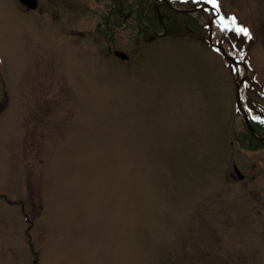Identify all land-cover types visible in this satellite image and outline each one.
<instances>
[{"label": "rangeland", "instance_id": "374dc122", "mask_svg": "<svg viewBox=\"0 0 264 264\" xmlns=\"http://www.w3.org/2000/svg\"><path fill=\"white\" fill-rule=\"evenodd\" d=\"M172 1L0 0V264H264V0Z\"/></svg>", "mask_w": 264, "mask_h": 264}, {"label": "trees", "instance_id": "16d2710c", "mask_svg": "<svg viewBox=\"0 0 264 264\" xmlns=\"http://www.w3.org/2000/svg\"><path fill=\"white\" fill-rule=\"evenodd\" d=\"M151 1L152 2H150L149 12L147 13V17H146L149 23H152L151 25L156 29L161 28L162 26H165L167 30L169 28H172L170 20L166 18L164 19L162 16L160 17V14L157 16V12L161 11L162 8L167 7L168 5L164 2V0H151ZM185 2L196 3L198 2V0H186ZM255 116L257 117V119L253 121V125L255 129L260 133H264V115L260 113H255ZM247 132L251 137V140L264 144L263 140L256 138L248 130Z\"/></svg>", "mask_w": 264, "mask_h": 264}, {"label": "water", "instance_id": "95a60500", "mask_svg": "<svg viewBox=\"0 0 264 264\" xmlns=\"http://www.w3.org/2000/svg\"><path fill=\"white\" fill-rule=\"evenodd\" d=\"M19 1L21 3H23V4H25L28 8H32V9L33 8H36L37 5H38V0H19ZM218 47L222 50L223 54L225 56H227L234 64L237 63V61L235 59L231 58L228 55V53L226 52V50L222 46H218ZM115 54L118 57L122 58V59H127L128 58L127 54H125L124 52L115 51ZM243 81H244V79H241L239 81V86H238V91H237V97H238V106H239V109L244 112V109H243V106H242V103H241V95H240V87H241V84H242ZM244 116H245V120H246L247 126L250 129V131L253 134H255L256 136H258L259 138L264 139V136H261V135L257 134V132L255 131L252 123L250 122V120H249V118H248V116H247V114L245 112H244ZM234 169H235V172L237 173V175L239 176V178H242L243 177V174H241V172L239 171V169L237 168V166H234Z\"/></svg>", "mask_w": 264, "mask_h": 264}, {"label": "flooded vegetation", "instance_id": "af4514ba", "mask_svg": "<svg viewBox=\"0 0 264 264\" xmlns=\"http://www.w3.org/2000/svg\"><path fill=\"white\" fill-rule=\"evenodd\" d=\"M41 1H42V0H39V1H38V7H39ZM19 3H20V2H19ZM20 4H21V3H20ZM21 7L24 9L25 12H28V13H35V11L38 10V7H37L36 9H34V10H31V9L26 8L23 4H21Z\"/></svg>", "mask_w": 264, "mask_h": 264}, {"label": "snow or ice", "instance_id": "6c2138e0", "mask_svg": "<svg viewBox=\"0 0 264 264\" xmlns=\"http://www.w3.org/2000/svg\"><path fill=\"white\" fill-rule=\"evenodd\" d=\"M212 3H213V6H214V7H217V4L215 3V0H212ZM243 31H244V34H245L246 36L249 35V33L247 32V30H243Z\"/></svg>", "mask_w": 264, "mask_h": 264}]
</instances>
